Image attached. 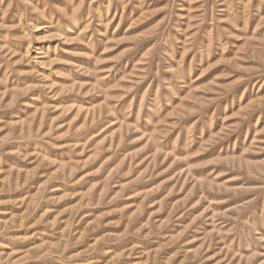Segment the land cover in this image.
I'll return each instance as SVG.
<instances>
[{
	"label": "rangeland",
	"instance_id": "1",
	"mask_svg": "<svg viewBox=\"0 0 264 264\" xmlns=\"http://www.w3.org/2000/svg\"><path fill=\"white\" fill-rule=\"evenodd\" d=\"M0 264H264V0H0Z\"/></svg>",
	"mask_w": 264,
	"mask_h": 264
}]
</instances>
